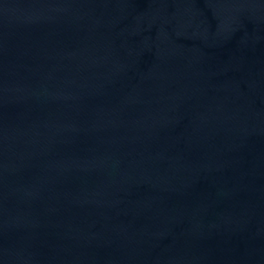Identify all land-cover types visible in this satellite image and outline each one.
Segmentation results:
<instances>
[{"label": "water", "instance_id": "obj_1", "mask_svg": "<svg viewBox=\"0 0 264 264\" xmlns=\"http://www.w3.org/2000/svg\"><path fill=\"white\" fill-rule=\"evenodd\" d=\"M0 264H264V0H0Z\"/></svg>", "mask_w": 264, "mask_h": 264}]
</instances>
